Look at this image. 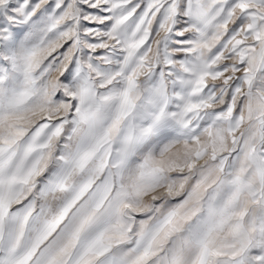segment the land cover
I'll return each instance as SVG.
<instances>
[{
  "label": "snow or ice",
  "instance_id": "obj_1",
  "mask_svg": "<svg viewBox=\"0 0 264 264\" xmlns=\"http://www.w3.org/2000/svg\"><path fill=\"white\" fill-rule=\"evenodd\" d=\"M0 264H264V0H0Z\"/></svg>",
  "mask_w": 264,
  "mask_h": 264
}]
</instances>
